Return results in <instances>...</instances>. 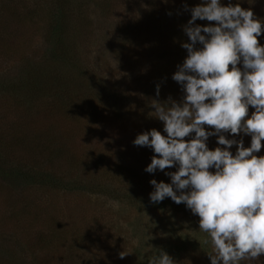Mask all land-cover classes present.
Listing matches in <instances>:
<instances>
[{"label":"rangeland","instance_id":"obj_1","mask_svg":"<svg viewBox=\"0 0 264 264\" xmlns=\"http://www.w3.org/2000/svg\"><path fill=\"white\" fill-rule=\"evenodd\" d=\"M114 1H72V9L80 7L75 10L79 13L76 24H71L73 31L78 27L71 41L76 45L71 54L76 60L57 64L46 57L45 37L60 0H0V161L34 171L46 169L57 179L78 178L79 170L89 177L84 170L88 174L96 170L89 161L94 162L99 151L111 169L120 165L127 171L144 172L151 163V148L136 146L133 141L150 131L154 122L144 121L135 98L128 107L121 105L118 113L101 108L94 99L86 108L75 110L76 115L58 111L62 103L60 98L59 103L54 99L63 84H72L66 92H81V97L90 95L89 86L106 83L111 72L121 79L120 69L112 68L117 63L109 46L115 40L118 20L126 12L120 8L111 14V7L105 9ZM133 2L135 6L144 3ZM174 37L166 36V46L147 37L145 50H172ZM53 70L59 72L56 77H51ZM31 71L37 85L31 86L32 91L26 88L22 95L3 89L8 81L29 80ZM127 86L135 90L132 84ZM160 173L159 169L147 172L150 176L145 182L157 179ZM9 181L0 177V264H74L68 259V246L75 260L84 264H135V258L143 257L132 245L154 256L163 241L164 251L173 259L183 251V243L198 255L190 264H211V245L204 243L207 234L199 230L197 215L151 210L141 216L125 198L71 191L45 179ZM46 235L51 236L49 242ZM122 251L131 253L122 259ZM244 264H260V259Z\"/></svg>","mask_w":264,"mask_h":264},{"label":"clouds","instance_id":"obj_2","mask_svg":"<svg viewBox=\"0 0 264 264\" xmlns=\"http://www.w3.org/2000/svg\"><path fill=\"white\" fill-rule=\"evenodd\" d=\"M185 10L191 12L183 26L188 41L181 45L187 56L172 76L185 95L180 102L152 100L150 115L163 122L166 135L153 128L133 143L154 151L148 173L178 165L166 173L171 183L150 181V199L171 198L199 217V230L207 234L204 243L211 245V264L257 261L264 256V156L256 155L264 147V45L258 39L264 20L251 8L221 0H202ZM221 133L250 135V147ZM212 135L224 147L210 149ZM233 145H238L235 154ZM148 264L177 262L160 250Z\"/></svg>","mask_w":264,"mask_h":264},{"label":"trees","instance_id":"obj_3","mask_svg":"<svg viewBox=\"0 0 264 264\" xmlns=\"http://www.w3.org/2000/svg\"><path fill=\"white\" fill-rule=\"evenodd\" d=\"M73 0H60L59 4L55 7L56 10L51 14L45 37V45L47 48L46 57L49 62H54L61 64L62 62L73 63L76 56L71 55L72 51L76 45L71 43L74 38H72V33L77 30L75 25V30L71 28V24H76L75 18L78 14H75V10L79 9L77 7L72 9ZM92 1L94 4L99 3L100 0H88ZM115 0L108 6L106 10L110 7L111 14L118 12V9L123 8L124 15L123 18H119L116 30H115V40L110 47V52L114 57L115 63H112V68L120 69L119 75H114L113 72L109 73V79L107 82L99 81L101 84L96 86H89L90 95H81L78 93L66 92L72 84H63V90L59 94H55V102L59 103L58 111L63 112L65 109V114L76 115L75 110L81 108H86L88 103L94 102L96 99L98 105H102L101 108H107L110 112L115 111L121 112L122 106L126 104L127 107L130 105L129 100L135 98L138 103V109L140 114H143L144 121L154 122L153 128L161 131L163 133V122L159 119L151 116L148 113L153 109L149 106L152 100L167 101L169 97L173 100L180 102L182 101L185 93L182 86L172 79L173 74L178 70V65H181L187 56V50L181 45L183 42L188 41L183 26L187 24L188 20L191 18V12L185 10L186 6L188 9L195 7L200 4L202 0H143L142 6H135L134 0L117 1ZM116 2V3H115ZM223 5L229 3L235 5L239 3L243 8H251L257 19L264 20V0H221ZM105 6V2H104ZM136 7V8H135ZM105 11V10H104ZM127 14V16H126ZM81 16V15H80ZM82 19L86 20V17ZM197 24L207 25L208 21L197 20ZM82 26H80V31ZM159 30V31H158ZM157 32V33H156ZM172 34L175 36L173 42L175 48L172 50L167 48H161L155 52L149 53L150 50H145L147 45L144 44V40L148 38H153L156 41H160L164 46L167 45L164 40L168 35L170 40L172 39ZM148 37V38H147ZM261 45H264V34L259 38ZM148 43V40L147 42ZM149 44V43H148ZM145 47H144V46ZM201 47L200 45H197ZM239 67L243 68L242 62ZM111 68V71H112ZM57 70V69H56ZM51 71V77H56L58 71ZM110 72V70H109ZM112 75V76H111ZM118 77V79H116ZM35 74H32L29 80H21L17 82L2 84L3 89H9L10 91L19 92L23 95L25 89L32 91V87H37ZM63 81L66 80L62 78ZM89 79V78H88ZM125 79V80H124ZM123 83V84H122ZM32 84V85H31ZM106 84V85H104ZM128 84H132L135 90L132 91ZM160 86L159 95L156 94L154 88ZM84 91V90H83ZM144 96V98H143ZM103 98L105 100H103ZM138 100V101H137ZM57 104V103H56ZM103 104L105 106H103ZM108 105V106H107ZM148 110V111H147ZM253 108H249V115L253 112ZM149 123V122H148ZM151 127V129H153ZM207 131H214L211 128H207ZM166 135V133H163ZM225 135L228 139H235L237 141L243 140L245 147H250L251 136L240 133L239 135L233 136L230 133H221ZM194 133L186 139H192ZM218 135H212L207 140V145L210 149H215L216 147H224L217 143ZM264 143V142H262ZM238 145H233L230 151L235 154ZM150 151H154L151 149ZM258 156H264V147L261 148L260 152L256 153ZM105 154L103 152H97L94 157V162L89 161V163H95V171L92 174H88L84 170L86 175L89 177H84L81 174L82 170H79V177H68L59 178L51 175L46 169L40 168L38 171L32 169H25L22 164L11 165L10 163H4L0 161V177L12 181L26 180V181H39L40 179H45L46 182L51 183L54 181L56 185H62L66 187L67 190L75 191H94L99 194L106 195L114 200H121L125 198L127 203L135 208L139 215H146L144 211L158 210L167 211L176 214H185L187 216L194 215L190 209L187 208L186 204H176L171 198L166 197L162 202L153 203L150 199V194L154 191V186L150 183L151 180L145 182V179L149 178L147 171L144 172L125 170L124 167L118 166V168L106 165ZM178 169V165L172 168L165 169L161 171V176L156 179L157 182L163 181L166 183H171V177L166 173L174 172ZM160 171V170H159ZM215 171V169H211ZM130 174L133 177L129 178ZM146 184V185H145ZM122 189L124 191H122ZM179 194V193H178ZM50 235H52L50 233ZM44 236L47 242L51 240V236ZM166 241L159 246L157 253L160 250L165 249ZM136 244L131 246V249H137L138 254L143 258H135L133 261L135 264H148V260L153 256L149 255L148 252L143 250L141 253L139 247H135ZM68 254L70 258L68 259L74 264H84L86 262H79L75 260V257L71 255L72 248L67 247ZM183 251L174 259L177 264H190L193 262L195 256L187 245H183ZM188 250V251H185ZM185 251V252H184ZM48 261V260H45ZM140 263V264H141ZM48 264V262L46 263ZM260 264H264V256L260 258Z\"/></svg>","mask_w":264,"mask_h":264}]
</instances>
